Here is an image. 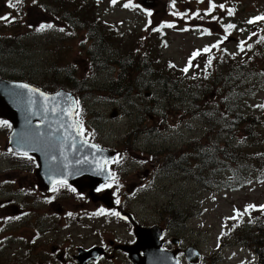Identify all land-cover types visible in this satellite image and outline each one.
<instances>
[{
  "label": "rangeland",
  "instance_id": "rangeland-1",
  "mask_svg": "<svg viewBox=\"0 0 264 264\" xmlns=\"http://www.w3.org/2000/svg\"><path fill=\"white\" fill-rule=\"evenodd\" d=\"M39 1L45 3L44 8L55 7L53 13L59 7L55 0ZM59 1L65 10L70 11L72 7L82 10L85 22L99 17L108 25H119L121 39L116 40V45L122 54L135 52L131 48L139 46L140 39L148 35L147 49L142 56L149 54L157 68L177 85L164 92L159 80L143 75L149 88L128 101H113L107 95L108 81L116 71L90 74L93 91L85 101V121L90 120L97 127L95 130L88 124L101 138V144L122 154L116 165L119 172L115 175V184L110 186L116 202L143 226H161L170 236L196 244L206 257L224 258L214 264H263L264 247L257 255L248 248L258 233L255 217L264 219L261 207L264 206V181L257 174V165L240 161L247 170L246 183L242 189H234L229 168H213L208 181L199 183L190 175L165 165L158 151H180L211 127L222 126L219 117H214L216 111L210 120L190 111L196 102L195 87L202 82V77L196 74L200 70L197 60L189 67V56L218 44L215 48L226 51L224 56L231 59L227 55H238L240 41L264 38V19L260 20V26L248 22L254 16L264 17V0H174V6L173 0ZM44 12L36 0H22L15 8L8 6V0H0V16L10 17L9 21L0 20L1 50L8 53L1 63L14 71L15 76L23 75L35 84L61 80L66 69L77 67L81 71L87 65L81 47L87 39L81 32L84 30L77 25L69 28ZM49 23L54 27L37 30L41 24ZM169 24L172 26L168 27ZM228 24L235 27L226 31ZM186 67L188 71L184 72ZM211 69L215 70L216 65ZM221 71H224L223 64ZM227 99L235 102L241 113L255 114L262 123L260 132L264 133V107H260L264 105V63L258 71L246 73L241 82L213 92L204 104L208 110L220 109ZM132 126L137 128V133L129 137ZM145 127L153 128L152 136L142 135L140 130ZM222 128L209 140L211 143L237 148L248 145L246 135L234 127ZM134 142L136 149L131 147ZM5 143L6 138L0 135V153ZM258 144H264V138ZM4 154L0 156V205L8 206L9 210L0 216V264L48 263L52 260L53 246L68 252L99 243L108 249L104 264H130L109 242L134 244L133 228L93 203L87 192L80 196L75 190L58 189L55 201L65 210L52 214L48 221L50 230L42 235L38 216L49 210L36 204L37 199L47 203V198L34 185L35 165ZM21 164H27L30 169L21 168ZM68 211H72L71 216ZM178 221L181 223L176 225ZM212 260L201 264H213Z\"/></svg>",
  "mask_w": 264,
  "mask_h": 264
},
{
  "label": "trees",
  "instance_id": "trees-1",
  "mask_svg": "<svg viewBox=\"0 0 264 264\" xmlns=\"http://www.w3.org/2000/svg\"><path fill=\"white\" fill-rule=\"evenodd\" d=\"M51 1L53 2V0ZM55 2L59 3V7L56 8L57 18L66 20L70 27L74 28L77 25L80 30H84L81 32L85 33L87 39L85 43L81 44V47L83 48L82 53L84 60L86 58L87 65L81 71L77 67L66 69L65 75L61 80L55 79L54 82L36 84L44 91L68 90L76 96L81 106H87V104L85 105L86 98L93 91L90 88V74L102 70L116 71L115 75L108 81L109 90L107 95L113 101H128L134 97L135 90L143 93L145 88H149L150 84L142 79L143 75L146 77L148 75L150 78L154 77L159 80L164 92L172 86L176 88L177 85L173 78L166 77L163 70L157 68L156 62H153L149 58V54L142 56V52L147 48L148 35L140 39L139 46L131 48L141 54L133 51L122 54V49L116 45V40L118 38L121 39L119 25H108V23L99 17L92 22H89V20L85 22L82 20V10L73 7L70 8V11L65 10L64 4L61 1L55 0ZM44 9L48 11L45 12L49 13L50 8ZM205 48H209L210 51L199 52V55L191 59L192 63L195 60L198 62L197 67L200 70L196 74L199 75V78L202 77V82L199 86L195 87L196 102L191 106L190 111L209 120L212 119L213 112L216 111L214 117H219L222 126L211 127L207 133L194 138L180 151L162 152L164 151L163 149L158 152L165 165L170 166L172 170L190 175L199 183L208 181V174L213 168H229L233 175L232 179H230L234 185L232 188L242 189L246 183L247 170L240 164V161H245L250 165H257V174L260 176V180L264 181V144H258L259 140L264 138V133L260 132L262 123L253 113H241L238 105L235 102V105L231 103V99L225 100L222 104L223 107L220 109L208 110V107L204 103L206 97L212 95L213 92L220 91L222 88L227 89L230 83L241 82L246 73L256 72L259 70V67H263L264 38L258 37V44L254 43L247 46L244 54H240L241 57L239 55H236V57L227 55L231 59L225 57L224 53H219L215 47L208 46ZM1 51L5 52L4 50ZM209 57L212 58L210 65L208 64ZM222 59H225V61H222ZM158 64L160 63L158 62ZM221 64H223L224 71H221ZM214 65H216L215 70L211 69ZM87 72L89 73L87 74ZM7 73L18 79L27 80L23 75L15 76L14 71L10 70ZM193 96L194 93H192ZM80 119L86 120L84 113H81ZM142 121L140 119V122ZM226 126H232L240 134L246 135L248 145L237 148L233 145L221 146L218 143H211L209 140L213 135L219 129L222 131V127ZM136 129L135 126H132L128 132V136L130 137L131 133H137ZM152 129L151 127H145L140 131H142V135L144 134L146 137H149L153 135ZM134 146L135 142L131 146L132 149H134ZM260 147H262V150L259 149ZM255 219L257 220L256 231L264 235V219L258 216ZM177 223L180 224L181 222L178 221Z\"/></svg>",
  "mask_w": 264,
  "mask_h": 264
},
{
  "label": "water",
  "instance_id": "water-1",
  "mask_svg": "<svg viewBox=\"0 0 264 264\" xmlns=\"http://www.w3.org/2000/svg\"><path fill=\"white\" fill-rule=\"evenodd\" d=\"M24 84L29 88L20 87ZM77 107L75 96L66 90L47 93L28 83L0 79V117L10 121L14 129L10 147L36 158L39 188L48 189L66 181L79 192L89 190L93 200L112 207L111 191L98 197H94V191L111 180L106 164L116 157V152L82 137ZM135 226L136 244L124 247L134 264H178L176 253L161 250L159 228ZM101 253L98 249H80L76 259L78 264H87Z\"/></svg>",
  "mask_w": 264,
  "mask_h": 264
},
{
  "label": "flooded vegetation",
  "instance_id": "flooded-vegetation-1",
  "mask_svg": "<svg viewBox=\"0 0 264 264\" xmlns=\"http://www.w3.org/2000/svg\"><path fill=\"white\" fill-rule=\"evenodd\" d=\"M3 42L0 41V79L2 80H15L17 81V79L14 76H10L8 75L7 72H9L10 70H8L2 63V59L5 57H8V53L6 52H2V45ZM0 121H5L0 117ZM8 125L9 122H8ZM11 132V126H4V125H0V135H4V137L6 138V143H5V147L2 150V152L0 153V156H3V153H5L4 155H11V158H16V159H20V160H25L27 162H31L34 165V159L32 157H28V156H21L18 155L14 152H12L9 149V135ZM23 169H30L29 166L27 164H21L20 166ZM32 172L34 173V170H32ZM36 180V179H35ZM37 183V182H36ZM36 188L38 190L39 193H41L44 197L47 198V203L44 201H41L40 199H37L36 204L41 206V208H43V210H45L46 208L49 210V212L47 213H43L42 215L38 216V224L42 226V235L46 234V232H48L50 230V228L48 229V221L51 218L53 213H56L55 211L59 212L58 214H61L63 210H65L64 207H61V204H58L55 199L57 197L56 192L58 189H65V190H70L72 191L73 188L67 185H60V186H56L55 187V191L52 189L47 190V191H42L37 187ZM102 192V191H99ZM75 193H77L78 195L82 196L83 194L78 193L77 191H75ZM86 196H88L90 199L91 197L89 196L88 193H86ZM92 200V199H91ZM94 203V202H93ZM51 204V205H50ZM98 205H101L100 207L104 208L107 210L108 213H119V218H124V220H126L130 226L133 228L134 230V226L132 224V219L130 218L129 213L127 211H125V209L118 205L116 203V201H114V207L109 209L106 208L105 205L101 204V203H96ZM9 207L5 206V207H1L0 205V216H5L6 213L8 212ZM4 214H2V213ZM19 213V211H17ZM72 211H68L67 214L71 213ZM20 213L21 214H24ZM128 214L126 217L123 216V214ZM131 215V214H130ZM8 216V215H7ZM161 227V226H159ZM162 231V236L160 237L159 241H160V245L161 247L168 251V252H176V256L180 262V264H201L202 261L204 260H209L212 258H216L214 260H212L213 264L214 262H221L224 258H219V256L213 255L211 257H206V255L204 254L205 252L201 251L196 244H187L185 242V240L183 239H179L176 237H172L170 236V234L163 228ZM40 230V231H41ZM40 231L37 233V235L40 233ZM263 234L260 233H256V236L254 237V240L256 242H253L251 244V246H248L249 249H251L255 254L258 253V251L262 248V241H263ZM110 247H113L116 251L122 252V254L126 257L127 261H129L130 264H133L130 256L127 252H125L124 250V245L119 244V245H115V243L113 241L109 242ZM132 245V244H130ZM91 249V248H99L102 250V255L99 256L97 259L95 260H91L89 261L87 264H104V259L108 257V249L107 246L99 243V244H95V245H90L89 248H84V247H78L75 250L72 251H65V250H60L58 246H53L52 248V260L51 262L45 263V262H39L38 264H78V261L76 259L79 249ZM193 251V253H192ZM196 252V253H195ZM189 255V256H188ZM192 260H196V262H192ZM261 264V263H260Z\"/></svg>",
  "mask_w": 264,
  "mask_h": 264
},
{
  "label": "snow or ice",
  "instance_id": "snow-or-ice-1",
  "mask_svg": "<svg viewBox=\"0 0 264 264\" xmlns=\"http://www.w3.org/2000/svg\"><path fill=\"white\" fill-rule=\"evenodd\" d=\"M20 3H22V0H15V2H13V0H8V6L9 7H11V8H15L18 4H20ZM113 3H116V0H113ZM173 6H174V0H173ZM125 7H128V5L126 4L125 5ZM211 7H215V5L213 4V5H211ZM220 7H223V5H221ZM176 13H174V15H175ZM232 14V12H231V10H229V15H231ZM149 15H151V13H149ZM197 15H198V13H197ZM9 19H10V17H9V15H5V16H0V20H4V21H9ZM12 19H14V18H12ZM261 19H264V17H257V18H254V20H250V21H248L249 23H254L256 20H261ZM168 27H171L172 25H167ZM52 27H54V25H52V24H41L40 26H39V28L37 29L38 31H42V30H44V29H48V28H52ZM235 26L234 25H232V24H228L227 26H226V31H227V29H232V28H234ZM60 31H63V29H60ZM224 39H227V36H225L224 37ZM212 47H219V45L217 44V45H213ZM241 50H243V46L241 45ZM204 52H209L210 51V49L209 48H205L204 50H203ZM200 53H199V51H197V52H195V53H193V58L195 57V56H197V55H199ZM212 63V58L211 57H209V59H208V64L210 65ZM192 66V64H191V59L189 60V67H191ZM183 71L184 72H187L188 71V67H186V68H184L183 69ZM20 87H22V88H25V89H28L29 88V86L28 85H26V84H24V85H20ZM31 92H36V91H38V90H36V89H29ZM41 95H43V93H41ZM58 95H62V94H58ZM260 107H264V105H261ZM53 111H54V109H53ZM0 125H4V126H10V125H8V122L7 121H0ZM81 133H82V130H81ZM25 155H27V153H25ZM110 175H112V174H110ZM113 179H114V176H113ZM59 183H61V184H66V181H60ZM107 185H105V187H106ZM53 190L55 191L56 189H55V187L53 188ZM100 189H97V191H99ZM73 191H74V189H73ZM117 203H119V201H117ZM249 207H255V206H249ZM262 208H264V206H261ZM104 212V210L103 209H101L100 210V214H102ZM113 215H117V216H119V213H112ZM69 215L71 216L72 214L71 213H69Z\"/></svg>",
  "mask_w": 264,
  "mask_h": 264
}]
</instances>
